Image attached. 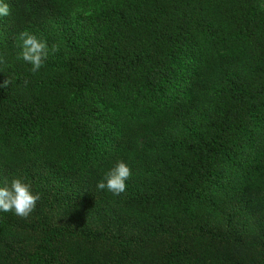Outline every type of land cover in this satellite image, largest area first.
Masks as SVG:
<instances>
[{"label": "trees", "instance_id": "trees-1", "mask_svg": "<svg viewBox=\"0 0 264 264\" xmlns=\"http://www.w3.org/2000/svg\"><path fill=\"white\" fill-rule=\"evenodd\" d=\"M92 1L9 0L0 18V182L39 197L0 212V264H264L259 0H97L107 32L77 39L69 14ZM24 31L49 45L36 73ZM118 161L114 196L96 185Z\"/></svg>", "mask_w": 264, "mask_h": 264}, {"label": "clouds", "instance_id": "clouds-1", "mask_svg": "<svg viewBox=\"0 0 264 264\" xmlns=\"http://www.w3.org/2000/svg\"><path fill=\"white\" fill-rule=\"evenodd\" d=\"M11 11L9 0H0V18L10 16ZM18 39L21 50L17 58L29 65L32 73L38 72L50 55L48 42L28 31L20 33ZM10 83V80H5L0 83V88H7ZM130 175V166L124 161H118L97 182L96 187L98 190H106L114 196H119L126 190ZM38 199L31 185L22 178L13 177L9 182H0V212H12L22 218L28 217L36 208Z\"/></svg>", "mask_w": 264, "mask_h": 264}, {"label": "rangeland", "instance_id": "rangeland-1", "mask_svg": "<svg viewBox=\"0 0 264 264\" xmlns=\"http://www.w3.org/2000/svg\"><path fill=\"white\" fill-rule=\"evenodd\" d=\"M259 7L264 12V0H259ZM75 8L69 14L70 18L77 17L78 22H76L72 34L76 36L77 39L86 40L93 38L97 34L107 32V22H106V12L98 4L97 0L92 1L89 5L76 4ZM67 25V23H65ZM63 22L58 26L62 28ZM64 27V26H63ZM66 28V27H65ZM65 30V29H64ZM63 30V31H64ZM62 31V32H63ZM191 44L180 45L175 47L174 54H176V59L179 62H184L187 66H192V59L197 53L196 49L190 47Z\"/></svg>", "mask_w": 264, "mask_h": 264}]
</instances>
